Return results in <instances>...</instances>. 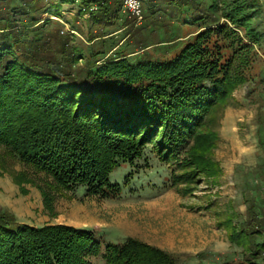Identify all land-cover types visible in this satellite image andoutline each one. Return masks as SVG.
I'll return each mask as SVG.
<instances>
[{"label":"trees","instance_id":"obj_1","mask_svg":"<svg viewBox=\"0 0 264 264\" xmlns=\"http://www.w3.org/2000/svg\"><path fill=\"white\" fill-rule=\"evenodd\" d=\"M80 1L95 20L109 19L108 0ZM184 1L190 6L193 0ZM193 2L197 24L210 23V13L199 10L198 0ZM209 7L216 12V5ZM235 11L225 16L234 25L241 24ZM244 12L240 11L243 17ZM151 14L150 19L157 20ZM173 14L171 18L181 15ZM23 26L17 31L13 19L1 25L7 43L0 55V145L9 154L48 173L60 187L72 190L80 185L105 198L122 192L110 180L114 170L140 156L148 142L157 141L167 160L187 153L184 164L191 168L186 174L189 181L195 169L209 177L219 176L220 166L210 154L218 135L202 130L216 107L246 81L235 65L244 61L251 45L237 39L235 30L226 25L197 31L185 43L166 31L157 45L161 51L178 50L172 58L133 63L126 54L101 67H96L101 58L94 59L87 65L95 67L87 79L101 82L95 94L87 92L83 76L75 70L76 49L64 42L61 59L55 50L51 52V39L35 33L37 22ZM247 36L258 42L255 30ZM259 226L264 229V221ZM258 227L232 237L245 245L246 264H260L264 241L253 239L261 232ZM100 251L87 230L64 225L32 228L0 210V264H87L88 257ZM105 260L108 264H178L170 254L131 238L107 244Z\"/></svg>","mask_w":264,"mask_h":264},{"label":"rangeland","instance_id":"obj_2","mask_svg":"<svg viewBox=\"0 0 264 264\" xmlns=\"http://www.w3.org/2000/svg\"><path fill=\"white\" fill-rule=\"evenodd\" d=\"M108 1L109 19L97 21L84 12L80 0H0V55L7 43L2 21L13 19L17 31L25 23L37 22L35 33L51 39V52L55 50L58 57L64 59V42L76 49L75 70L83 76L87 92L96 94L101 82L87 79L95 68L87 65L94 59L101 58L96 65L101 67L126 54L133 63L172 58L178 50L161 51L157 45L166 31L185 43L197 31L227 25L251 47L244 61L235 65L246 81L216 107L202 130L218 135L210 154L220 166L219 176L195 169L189 181L187 153L167 160L157 141L148 142L140 156L114 170L110 180L122 192L105 198L80 185L72 190L60 187L48 173L25 165L0 145V210L32 228L64 225L91 232L101 251L90 255L87 264H108L107 244H122L129 238L170 254L178 264H246L245 245L232 237L251 233L264 221V0H198L199 10L210 13L211 22L205 24L195 20V0L190 6L184 0H138L144 17L139 21L120 7L122 0ZM211 5H216V12L209 11ZM159 8L163 11L155 10ZM232 10H238L241 24L236 25L247 23V27L231 23L225 15ZM175 11L181 15L171 18ZM151 12L157 20L150 19ZM251 29L259 34L256 44L247 36ZM258 230L253 239L262 243L264 229ZM259 263L264 264V250Z\"/></svg>","mask_w":264,"mask_h":264},{"label":"built area","instance_id":"obj_3","mask_svg":"<svg viewBox=\"0 0 264 264\" xmlns=\"http://www.w3.org/2000/svg\"><path fill=\"white\" fill-rule=\"evenodd\" d=\"M122 5L127 12L135 18V20H143V11L141 3L138 0H122Z\"/></svg>","mask_w":264,"mask_h":264}]
</instances>
